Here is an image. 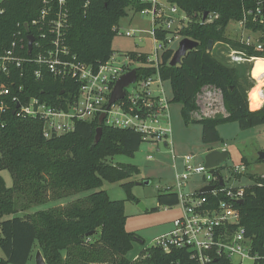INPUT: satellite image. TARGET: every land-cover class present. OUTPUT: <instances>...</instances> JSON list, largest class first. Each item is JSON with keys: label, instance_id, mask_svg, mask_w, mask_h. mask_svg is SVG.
Masks as SVG:
<instances>
[{"label": "trees", "instance_id": "1", "mask_svg": "<svg viewBox=\"0 0 264 264\" xmlns=\"http://www.w3.org/2000/svg\"><path fill=\"white\" fill-rule=\"evenodd\" d=\"M69 9V26L65 41L77 60L97 68L114 51L112 40L118 31V21L126 14V8L141 11L149 6L139 0H65ZM180 7L188 16V22L179 30L181 37L198 42L177 65H169L173 48L162 54L159 73L169 81L173 98L181 104V115L186 124L201 125V140L204 145L220 141L216 126L235 121L240 128L264 124V60L249 63L229 64L214 51L215 44L224 43L227 49L241 51L246 56L264 58V24L246 23L253 32L260 31L254 44L233 40L225 35L230 21L242 18L244 9L253 8L256 0H168ZM42 0L0 1V48H7L13 40L27 34L38 40L37 27L32 25L42 8ZM218 14L210 22L204 13ZM28 26V30L25 28ZM163 32L158 36L162 37ZM212 47L208 50V43ZM34 52V49H33ZM132 59L146 62V55L131 53ZM224 59V60H223ZM250 65L256 84L249 79L246 70ZM36 65L25 63L20 81L24 89L21 98L37 96L49 104L58 100L60 93L70 99L78 85L74 81L60 82L49 74L36 80L33 69ZM136 75H149L153 68L137 67ZM18 82V71L13 72ZM6 80L0 74V82ZM209 86L220 91L226 115L195 118L198 114L197 94ZM16 90V86L13 87ZM251 110L250 108H257ZM5 125L0 127V170H8L12 185L7 187L0 175V249L5 258L0 264H27L39 250L46 264H168L187 261V250H172L165 253L158 247L145 246L135 233L125 229L126 215L123 200H113L101 188L103 180L119 182L134 200L130 192L133 181H126L139 172L137 166L112 163L116 155L133 156L143 142V135L130 129L107 126L98 118L80 121L71 132L46 139L41 123L32 118L17 117L9 110ZM102 128L100 139L94 143L96 129ZM260 161V159L258 158ZM250 184L244 187L243 202L237 207L240 224L251 238V253L264 258V178L249 175ZM94 190L88 195L61 206L72 195ZM57 202L51 206L49 200ZM161 205L173 206L177 195L163 191L157 196ZM30 204L41 207L25 215L18 210H27ZM99 230V237L95 234ZM95 237V239H93ZM143 248L135 259L126 255L133 243ZM218 264H230L219 258Z\"/></svg>", "mask_w": 264, "mask_h": 264}, {"label": "built area", "instance_id": "2", "mask_svg": "<svg viewBox=\"0 0 264 264\" xmlns=\"http://www.w3.org/2000/svg\"><path fill=\"white\" fill-rule=\"evenodd\" d=\"M139 2L149 4L139 12L150 15L149 34L153 50L150 54L137 52L136 55L145 54V67L153 68L154 72L139 77L136 75L135 81L124 88V96L109 105L110 94L116 81L124 73L135 69L131 66L135 59L126 53H112L96 69L77 60L65 41L69 26L66 1L42 0L43 6L38 17L32 20V25L37 27L38 40L33 35L31 52H27V37L25 43L22 38H18L7 48H0V74L6 79L0 82V127L5 125L4 117L11 110L17 117L38 120L43 137L49 139L73 131L77 122L95 118L99 120L102 116L101 122L105 125L139 132L152 141L162 140L173 153L169 101L165 95L159 66L163 52L172 48L174 40L181 37L179 30L187 24L188 16L168 0ZM87 5L88 0H84V7ZM217 17L218 14L210 13L207 19L203 20L210 22ZM236 22L240 28L249 31L251 30L246 27V23L264 24V0H256L253 8L244 9L242 18ZM159 32L164 35L159 37ZM131 35L134 33L125 32V36ZM244 43L254 44L256 50L262 49L258 41L250 43L248 39ZM216 44L227 46L224 43ZM254 58L232 48L226 52V61L229 64L251 63ZM25 63L36 65L33 69L36 80H42L44 74H49L60 82L74 81L78 85L76 94L70 99L63 96L62 90L58 100L52 104L37 96L22 99L24 86L19 81L24 75ZM15 71H18V82L13 77ZM214 90L220 92L206 86L197 94L199 118L212 117L218 113L226 115L222 102L220 108L216 104ZM262 94L264 87L260 92L261 96ZM216 149L226 150L224 146ZM195 157L193 154L184 156L185 165L181 171L173 165L174 183L165 186L164 190L176 193L179 215L172 220L171 228L167 232L153 238L151 246L158 247L165 253L174 249L187 250V264H218L219 258L227 259L233 264V257L240 258L239 264L244 258L253 260V264H264V258L251 253V238L246 235L244 227L240 224L238 200L243 199L244 187L251 183H238L240 177L246 174V165L220 168L218 165L207 168L204 164L193 165ZM151 158L152 156H147L148 160ZM196 175L201 176L203 186L185 193L189 178ZM260 176L264 178V175ZM209 186L212 187L211 190L201 191ZM171 207L164 206L165 209ZM168 264L183 263L176 260Z\"/></svg>", "mask_w": 264, "mask_h": 264}, {"label": "rangeland", "instance_id": "3", "mask_svg": "<svg viewBox=\"0 0 264 264\" xmlns=\"http://www.w3.org/2000/svg\"><path fill=\"white\" fill-rule=\"evenodd\" d=\"M118 33L112 40V50L114 53L122 54L145 52L151 53L153 43L149 31L151 30L150 15L134 11L131 7L126 8V14L118 21ZM131 31L134 35L125 36V32ZM261 33L251 32L244 28H240L236 21H230L226 27L225 35L233 40L245 42L249 39L250 43H257ZM181 37L175 39L171 47L175 50ZM227 47L223 45H215L214 51H218L221 58L226 59ZM132 58V57H131ZM223 59V60H224ZM253 66V62L249 63ZM146 62L133 60L132 68L145 67ZM249 79L256 84V79L252 76L250 65H247ZM164 81L165 95L169 101V114L172 127V150L169 146H165L163 141H152L149 137H143L137 152L133 156L116 155L110 161L114 164L125 163L133 164L138 167L139 172L126 181H133L130 188L134 200L127 199V193L121 186L122 182H108L103 180L101 188L105 189L109 197L113 200H123V210L126 215L125 229L128 232L137 234L145 243V246H151L153 238L167 232L172 225V220L179 215V204H175L171 208L165 209V205H161L157 201L159 193L164 191L165 186H171L173 181L174 169L176 166L181 171L185 165L184 156L196 155L192 164L203 165L204 156L207 148L225 146L228 157L221 162L220 167H232L239 164H245L247 167L246 174L241 176L238 183H250L247 174L258 175L264 173V161L258 160V153L264 152V124L256 125L248 128H240L235 121L220 123L216 129L220 135V141L209 145H204L201 140V125L193 122L186 124L181 115V104L172 101L173 94L169 81ZM213 97L217 101L219 108L221 107V93L215 91ZM220 103V104H219ZM264 106V104L262 105ZM261 106V107H262ZM226 114V112H224ZM199 118V115H194ZM147 156H152L150 160ZM0 175L7 187L12 185V177L8 170H0ZM260 176V175H259ZM148 181V184L143 182ZM203 186L201 176H191L189 183L184 189L185 193ZM94 190L84 191L79 194L72 195L68 200L62 201L61 206L75 200L77 197H83L90 194ZM51 206L57 205L49 200ZM143 204L145 210L139 207ZM44 206L30 204L27 210H18V215H25L27 212H33ZM99 237V230L95 234ZM95 237L93 239H95ZM143 246L139 242H134L132 249L127 253L129 259H135L142 250ZM0 258H5L4 253L0 249ZM233 264H239L240 258H232ZM27 264H35L34 254ZM241 264H253V260L244 258Z\"/></svg>", "mask_w": 264, "mask_h": 264}, {"label": "water", "instance_id": "4", "mask_svg": "<svg viewBox=\"0 0 264 264\" xmlns=\"http://www.w3.org/2000/svg\"><path fill=\"white\" fill-rule=\"evenodd\" d=\"M207 15V12L204 13L203 18ZM26 30H28L27 24H25ZM34 40V36L32 34H27V52L28 54L31 52L32 49V43ZM198 45V42L195 40H192L187 37H183L178 42L177 48L174 50V53L172 55V58L169 61V65H177L181 62V58L186 55V53L195 48ZM212 47V41L210 40L208 43V50H210ZM136 79V70L131 69L130 71L124 73L119 77V79L116 81L115 86L110 94L109 99V105L114 103L116 100L121 99L124 96V88L128 86L129 84L133 83ZM62 93V92H61ZM99 120H102V116L99 118ZM102 132V128L98 127L96 129L94 143H97L100 139ZM228 157V152L226 150H218L213 149L208 152H206L204 156V166L207 168H212L218 166L221 162H223ZM258 158L262 161H264V152L258 153ZM145 184H148V181L143 182ZM212 187H204L201 189L202 192L206 190H211ZM243 202V199L238 200V203L241 204ZM139 207L142 210H145L144 205L141 203L139 204ZM35 264H46L41 252L37 250L35 252Z\"/></svg>", "mask_w": 264, "mask_h": 264}, {"label": "bare ground", "instance_id": "5", "mask_svg": "<svg viewBox=\"0 0 264 264\" xmlns=\"http://www.w3.org/2000/svg\"><path fill=\"white\" fill-rule=\"evenodd\" d=\"M255 60H264V58L255 57V58H254V61H255ZM208 149H209L208 151L213 150V147L208 148ZM220 164H221V163H220ZM220 164H219V165H220Z\"/></svg>", "mask_w": 264, "mask_h": 264}, {"label": "crops", "instance_id": "6", "mask_svg": "<svg viewBox=\"0 0 264 264\" xmlns=\"http://www.w3.org/2000/svg\"><path fill=\"white\" fill-rule=\"evenodd\" d=\"M261 106H262V105H261ZM261 106H260V107H261ZM260 107H257V108H250V109H251V110H255V109H258V108H260ZM223 146H224V145H223ZM223 146H222V147H223ZM218 147H219V146H218ZM224 148H225V146H224ZM207 150H208V148H207ZM207 150H206V151H207ZM258 175H264V173H262V174H258Z\"/></svg>", "mask_w": 264, "mask_h": 264}]
</instances>
